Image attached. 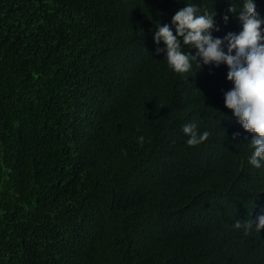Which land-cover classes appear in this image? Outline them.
Returning a JSON list of instances; mask_svg holds the SVG:
<instances>
[{
  "label": "trees",
  "instance_id": "obj_1",
  "mask_svg": "<svg viewBox=\"0 0 264 264\" xmlns=\"http://www.w3.org/2000/svg\"><path fill=\"white\" fill-rule=\"evenodd\" d=\"M241 2L0 0V264H264V227H232L264 212V165L227 66L173 72L152 38L185 3L236 33Z\"/></svg>",
  "mask_w": 264,
  "mask_h": 264
},
{
  "label": "clouds",
  "instance_id": "obj_2",
  "mask_svg": "<svg viewBox=\"0 0 264 264\" xmlns=\"http://www.w3.org/2000/svg\"><path fill=\"white\" fill-rule=\"evenodd\" d=\"M237 9L240 30L214 37L215 12H201L196 4L185 3L175 11L170 23H156L152 38L157 45L155 53H163L173 72L185 73L193 62L199 68L201 64L227 66L226 79L232 87L223 92L224 105L245 131L253 133L246 142L250 150L247 160L260 168L264 165V18L256 11L255 0H242L239 8L230 4L227 11ZM228 18L227 14L222 17L225 22ZM184 46L195 51H185ZM181 130L189 146L200 144L209 135L207 131L198 132L195 122L183 124ZM236 136L238 133H233ZM144 139L143 135L137 136L138 145L142 146ZM232 227L243 229L245 234L253 229L259 232L264 227V212L255 220L238 218Z\"/></svg>",
  "mask_w": 264,
  "mask_h": 264
}]
</instances>
